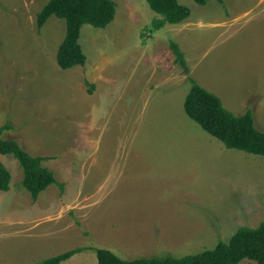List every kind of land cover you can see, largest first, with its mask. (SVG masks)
I'll use <instances>...</instances> for the list:
<instances>
[{"label": "rangeland", "instance_id": "obj_1", "mask_svg": "<svg viewBox=\"0 0 264 264\" xmlns=\"http://www.w3.org/2000/svg\"><path fill=\"white\" fill-rule=\"evenodd\" d=\"M50 0H0V129L48 160L54 184L35 201L24 171L0 190V264L182 258L264 221V157L227 149L185 113L191 80L264 132V0H178L190 10L156 31L147 0H113L106 29L85 25L82 67L57 63L67 25L37 18ZM176 43L189 68L175 63ZM92 91V93H90ZM240 264H257L244 260Z\"/></svg>", "mask_w": 264, "mask_h": 264}, {"label": "trees", "instance_id": "obj_2", "mask_svg": "<svg viewBox=\"0 0 264 264\" xmlns=\"http://www.w3.org/2000/svg\"><path fill=\"white\" fill-rule=\"evenodd\" d=\"M205 6L209 0H194ZM222 1V0H218ZM149 7L160 17L152 23L156 31L167 25H179L191 15L190 10L178 0H147ZM117 14V4L113 0H50L37 18V25L42 29L48 20L56 17L67 25L65 39L61 43L57 63L62 70L82 67L87 58L80 45L81 31L85 25L96 29H106ZM171 50L175 63L189 74V68L180 47L173 43ZM191 90L185 100L186 115L196 122L206 133L219 140L227 149L237 150L249 155L264 157V132L255 125L251 110L242 116H236L227 110L221 99L191 80ZM92 93V91H90ZM7 125L0 129V190L10 191L11 173L3 166L1 157L10 156L17 160L24 171L23 186L36 201L41 193L50 186L64 184L57 181L55 173L44 167L47 158L34 157L17 141L3 139ZM89 249H75L52 259L37 264H63ZM99 264H240L244 260L264 264V221L257 228H240L228 243L220 242L213 250L186 256L179 259L139 258L123 260L109 250L94 249Z\"/></svg>", "mask_w": 264, "mask_h": 264}]
</instances>
